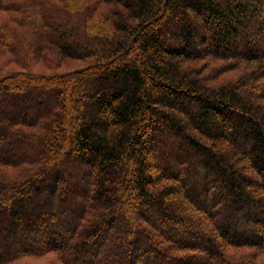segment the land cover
I'll use <instances>...</instances> for the list:
<instances>
[{"label":"trees","instance_id":"obj_1","mask_svg":"<svg viewBox=\"0 0 264 264\" xmlns=\"http://www.w3.org/2000/svg\"><path fill=\"white\" fill-rule=\"evenodd\" d=\"M47 255L264 264V0H0V264Z\"/></svg>","mask_w":264,"mask_h":264},{"label":"rangeland","instance_id":"obj_2","mask_svg":"<svg viewBox=\"0 0 264 264\" xmlns=\"http://www.w3.org/2000/svg\"><path fill=\"white\" fill-rule=\"evenodd\" d=\"M83 63L82 62H79V61H75V60H66L65 59L62 62H58V63H55V64H60V65H58L56 67V70L57 71H63L65 69H71V68H74L76 66H80V64H83ZM36 67H39V69H37V70L42 71V72H49L51 69H53L52 66L49 67V66L41 65V64H38ZM193 213H194V211H193ZM134 216H136V215L134 214ZM49 256H51V255H47V256L41 257L38 260L32 259L29 262H31V263H37V264H41L42 262L45 263L47 261V259L49 258ZM55 264H57V263H55Z\"/></svg>","mask_w":264,"mask_h":264}]
</instances>
